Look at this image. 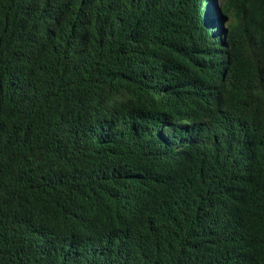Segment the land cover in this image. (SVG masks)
<instances>
[{"label":"trees","instance_id":"1","mask_svg":"<svg viewBox=\"0 0 264 264\" xmlns=\"http://www.w3.org/2000/svg\"><path fill=\"white\" fill-rule=\"evenodd\" d=\"M0 264H264V0H0Z\"/></svg>","mask_w":264,"mask_h":264}]
</instances>
